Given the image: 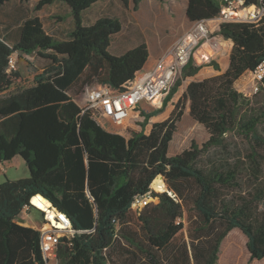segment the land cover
<instances>
[{"label":"trees","instance_id":"obj_1","mask_svg":"<svg viewBox=\"0 0 264 264\" xmlns=\"http://www.w3.org/2000/svg\"><path fill=\"white\" fill-rule=\"evenodd\" d=\"M54 1L40 0L35 12ZM63 1L74 18L66 38L47 33L36 14L23 22L14 44L0 36V165L21 156L30 170L28 177L0 183V264H48L40 231L19 220L38 194L80 230L61 238L60 264H112L109 250L118 240L151 253L186 229L192 254L186 247L184 255L195 264H216L223 239L235 228L246 235L251 260L264 259V83L255 98L236 88L264 60V20L223 22L219 33L234 42L228 69L191 81L170 116L146 133L151 117L165 110L183 79L201 70L192 60L163 105L142 109V129L127 137L106 129L72 92L82 93L95 81L124 90L148 61V44L112 54L121 20L102 16L86 24L84 12L99 0ZM133 1L138 9L142 0ZM123 2L129 6V0ZM220 8V0H189L186 13L193 22L217 17ZM14 52L21 58L38 54L47 61L43 71L27 81L22 70L10 69ZM211 65L221 69L216 61ZM188 107L210 137L202 144L193 139L170 156ZM234 137L243 140L237 150ZM147 195L148 205L134 206ZM240 249L232 240L228 260Z\"/></svg>","mask_w":264,"mask_h":264},{"label":"built area","instance_id":"obj_2","mask_svg":"<svg viewBox=\"0 0 264 264\" xmlns=\"http://www.w3.org/2000/svg\"><path fill=\"white\" fill-rule=\"evenodd\" d=\"M220 13L213 19L193 21L190 27L165 51L149 69L140 71L127 82L124 90L114 92L107 84L97 82L85 86L81 93L84 111L91 112L104 126H124L132 114L146 101L153 107H161L177 81L183 77L185 67L193 60L196 65L211 64L221 56L228 55L233 40L219 33L223 22L260 23L264 20V0H220ZM19 53L14 52L9 60L10 69L18 68ZM237 89L252 97L260 92L264 83V60L242 77ZM239 85V84H238ZM141 112V111H140ZM139 116V114H138ZM1 166V165H0ZM3 166V165H2ZM152 200L150 195L139 197L135 207L142 208ZM26 206L22 213L29 211ZM55 210L51 218L42 210L43 223L37 229L41 233V244L48 264L59 261L58 251L62 237L71 239L77 232L70 217L62 210ZM21 213V214H22ZM20 214V216H21Z\"/></svg>","mask_w":264,"mask_h":264},{"label":"rangeland","instance_id":"obj_3","mask_svg":"<svg viewBox=\"0 0 264 264\" xmlns=\"http://www.w3.org/2000/svg\"><path fill=\"white\" fill-rule=\"evenodd\" d=\"M171 0H167V2H170ZM131 3L130 6V12L133 10L135 14H139L143 17H146L149 19V17H152L153 12L157 15V20L159 22L158 25L153 26H146L145 31L148 35H161L170 37V34L166 33V29L170 30V33H174L175 30L171 28V24L167 21L166 15L156 4L152 3V0H147L145 2V5L143 7V10L139 12H135L134 8V1L129 0ZM109 13L110 14H120L122 16H125L126 13L124 10H121L120 3L118 1H112L110 4ZM126 9V8H125ZM98 11V9H97ZM106 11H100L98 15H93L94 18L106 16ZM95 14V13H94ZM165 14V16H163ZM171 15L173 18V22H175L177 26L178 21L180 20L181 16L176 12L175 9L170 8L168 11V15ZM110 17V16H109ZM112 17V16H111ZM5 17L2 15V19ZM118 18V17H117ZM146 19V20H148ZM47 23L49 20H46ZM68 30V29H67ZM20 60V63L18 64L21 68V70L26 75V80H32L35 76L32 75L31 72L38 70V68H44L46 64V60L43 59L38 54H33L28 57H19L18 61ZM222 61V60H221ZM213 71L212 68H204L200 75L193 79H199V78H207L212 75ZM191 80V81H193ZM186 80V78L183 79L182 85L180 86L179 90L177 91L176 95L170 102V106L175 107V103L181 98L183 95V92L185 91V88L187 85L191 82ZM98 81H95L93 84H96ZM242 81L238 82V88L242 84ZM241 87V86H240ZM72 95L76 98L78 103L83 106V100L81 97V93H77L76 91L72 92ZM258 95L255 94L252 96V98H255L254 96ZM140 106L142 107H150L152 106L146 101H142L140 103ZM141 109V108H139ZM168 113H163L159 119L164 118L167 116ZM170 116V115H169ZM168 116V117H169ZM167 117V118H168ZM143 115L141 112H139V116L137 117H131L130 120H127L124 124V126H127V129H123V126H116L115 130L123 131L124 134L129 136L131 134V131L133 130L130 126L131 123H133V126L139 125L141 121H143ZM190 121V122H189ZM109 127L110 126H106ZM139 128L141 129L142 126L139 125ZM111 129H114L112 127ZM206 137V131L203 127H200L195 123V121L192 119L190 120V116L188 114L184 115L181 122L179 123L178 131L176 132L173 140V144L171 143V147L169 150V155L173 156L175 154H178L182 152V150L187 147L193 139L197 140H204ZM243 146V140L241 137H234L233 138V144L232 149L237 150L238 147ZM181 147V149H180ZM30 175V170L27 166V163L21 156H16L15 159L8 161L3 164V166H0V183L3 181L9 179V180H16L23 177H28ZM163 190H167V185L164 182L162 184ZM155 188V187H153ZM155 190H157L155 188ZM42 210L35 206H30L29 211L22 213L19 217V220L23 223H30L35 226V228L40 227L43 223V215ZM198 216H195L197 218ZM193 233H195V228L192 230ZM142 237V235H141ZM232 240H237L238 243L241 246L239 256L236 257L233 260H228L229 253H230V243ZM191 245V235L186 229L185 231L181 232L178 236L175 237V239L165 248L163 249H151V253L143 252L142 250L138 249L136 246L129 245L125 240H118L114 244V246L109 250V256L111 258L112 264H195V261L192 257L187 258L184 255V250L186 247L189 248L190 254H192V249L190 247ZM191 256V255H190ZM222 262H228L227 264H264V259L258 260H251L250 252L247 248V237L246 235L239 230L238 228L233 229L229 234L223 239L221 248H220V254H219V261ZM222 262L220 264H222ZM219 263V262H218ZM52 264H60L59 261L53 262ZM224 264V263H223Z\"/></svg>","mask_w":264,"mask_h":264},{"label":"crops","instance_id":"obj_4","mask_svg":"<svg viewBox=\"0 0 264 264\" xmlns=\"http://www.w3.org/2000/svg\"><path fill=\"white\" fill-rule=\"evenodd\" d=\"M39 1L40 0H28V1L8 0L4 4H0V36L5 38L9 44H14L16 41H18L20 34H21V27H22L23 22L34 14L38 15L41 18L47 33H49L50 35L54 37L64 39L68 36V33L74 28V18L71 13V7L66 2H64L63 0H55L53 3L45 5L40 10L35 12L34 10L35 6ZM112 1H118L120 3L121 10H124V12L126 13L125 16H122L117 13L115 14L109 13V10H111L110 4L112 3ZM146 1L147 0H142L139 8L135 9V12L141 13L140 11L143 10V7ZM155 2H157L156 4L159 6V8L165 14H167L165 18L168 19L167 21L171 24V28L175 30V32L172 34L170 33L169 29H166V33L170 34V37L161 36L157 34L152 35V36L148 35L147 32L145 31L146 26L148 25V26L155 27V25L159 24L156 13L153 12V15H151L152 17H149V19L139 14H135L133 13L134 12L133 10L130 12L131 3H129V6H126L123 0H99L97 3L92 5L89 9H87L84 12L85 21H86V24L94 23L101 16L94 18L93 15H98L100 11H106L107 12L105 14L106 16L118 17L122 22V30L118 34L114 35L112 44L110 46V52L114 55H122L125 52H127L129 49L145 41L148 44L150 56L143 69H149L155 65V63L157 62V59L165 51H167L171 45H173V43L177 40V38L181 34H183L190 27L192 23V21L188 19L187 13H186L189 0H171L170 2H167V0L165 1L152 0L153 4ZM170 8L175 9L176 12L180 14L181 16L180 20L178 21L177 26H174L176 24L175 22H173L174 20L172 16L170 14L168 15V11ZM165 14H163V16H165ZM2 15L5 17L4 19H2ZM46 20H49L48 23ZM230 54L231 52L228 55L221 56L216 59V62H218L221 67L220 70H216L214 66L211 64H206L202 66L201 70L196 75L191 76V77H186V80L191 81L197 78L200 75L201 71L206 67L212 68L213 73L211 76L217 75V74H220L226 71L230 64ZM19 63H20V60L18 61V64ZM18 68L21 70L19 65H18ZM42 71H43L42 68H38V70L33 71L31 73L33 76H35ZM24 76L26 78L25 73H24ZM242 77L236 82V88L238 86V82L242 81L243 79ZM203 79L204 78H199L196 80H203ZM170 102L168 103L167 107L162 113L151 117L149 123L145 127L146 133L150 132V130L152 129L153 123L167 119V117L172 113L175 107L170 106ZM139 107L141 109L135 111L132 114L133 117H137L139 112L142 109H146L150 111L156 108L153 106H150V107L139 106ZM165 112L168 113V115L162 119H159V117ZM186 114L190 116V120L193 119L191 115L189 114V107L186 109L184 115ZM128 120H130V118ZM195 123H197V125H199L200 127H203L206 131V137L204 140L200 141L196 139L200 144H202L203 142L209 139L210 134L208 130L201 123L197 121H195ZM130 126L131 128L133 127L132 128L133 130L142 129V128L141 129L139 128V125L133 126V123H131ZM104 127L110 131L119 132L127 136L126 134H124L123 131L115 130V128L111 129V127L110 128L106 126ZM173 140H172V144H173ZM190 144L185 148H188ZM24 224L35 227L34 225L30 223L25 222ZM218 262L216 264H220L222 261L218 260ZM223 263L227 264L228 262H222V264Z\"/></svg>","mask_w":264,"mask_h":264},{"label":"bare ground","instance_id":"obj_5","mask_svg":"<svg viewBox=\"0 0 264 264\" xmlns=\"http://www.w3.org/2000/svg\"><path fill=\"white\" fill-rule=\"evenodd\" d=\"M32 203L36 205L39 209L48 212V215L53 218L55 214V210L52 209L53 205L50 200L45 198L43 195L38 194L32 197Z\"/></svg>","mask_w":264,"mask_h":264},{"label":"water","instance_id":"obj_6","mask_svg":"<svg viewBox=\"0 0 264 264\" xmlns=\"http://www.w3.org/2000/svg\"><path fill=\"white\" fill-rule=\"evenodd\" d=\"M161 178L164 180L163 176H161ZM45 198H46V197H45ZM30 204H31L32 206L37 207L36 205H34V204L32 203V201H30Z\"/></svg>","mask_w":264,"mask_h":264}]
</instances>
